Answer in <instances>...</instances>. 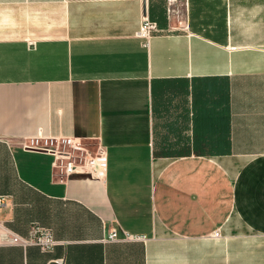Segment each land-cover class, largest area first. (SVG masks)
<instances>
[{
    "label": "crops",
    "instance_id": "1",
    "mask_svg": "<svg viewBox=\"0 0 264 264\" xmlns=\"http://www.w3.org/2000/svg\"><path fill=\"white\" fill-rule=\"evenodd\" d=\"M168 1L0 0V264H264V0ZM37 227L61 245L7 242Z\"/></svg>",
    "mask_w": 264,
    "mask_h": 264
},
{
    "label": "built area",
    "instance_id": "2",
    "mask_svg": "<svg viewBox=\"0 0 264 264\" xmlns=\"http://www.w3.org/2000/svg\"><path fill=\"white\" fill-rule=\"evenodd\" d=\"M176 0H169V4H174ZM169 12H173L170 11ZM157 26L148 17H144L139 30V37L147 45L149 39L153 34H157ZM23 149L40 151L52 156V169L54 175L59 177H68L71 174H89L92 177L100 178L105 174L106 163V150L99 146L91 148L84 141L74 138H42L36 137L29 139L23 145ZM4 206V198L0 197V209ZM217 235V234H216ZM125 240H140V237H130L125 235ZM107 240L117 241V234L111 232ZM7 242L12 245L19 246H35L39 247L42 251L49 252L54 250V247L61 245L52 236L49 229L34 228L28 237H19L16 234L7 231ZM57 264H64L63 260H56Z\"/></svg>",
    "mask_w": 264,
    "mask_h": 264
},
{
    "label": "trees",
    "instance_id": "3",
    "mask_svg": "<svg viewBox=\"0 0 264 264\" xmlns=\"http://www.w3.org/2000/svg\"><path fill=\"white\" fill-rule=\"evenodd\" d=\"M215 151L224 154L226 152V147L222 146L220 149H215Z\"/></svg>",
    "mask_w": 264,
    "mask_h": 264
}]
</instances>
